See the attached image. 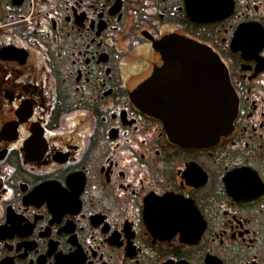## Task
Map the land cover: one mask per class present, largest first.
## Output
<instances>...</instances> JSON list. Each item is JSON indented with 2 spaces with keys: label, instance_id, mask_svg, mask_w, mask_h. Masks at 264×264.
I'll list each match as a JSON object with an SVG mask.
<instances>
[{
  "label": "flooded vegetation",
  "instance_id": "flooded-vegetation-1",
  "mask_svg": "<svg viewBox=\"0 0 264 264\" xmlns=\"http://www.w3.org/2000/svg\"><path fill=\"white\" fill-rule=\"evenodd\" d=\"M170 38L226 70L213 143ZM0 264H264V0H0Z\"/></svg>",
  "mask_w": 264,
  "mask_h": 264
},
{
  "label": "water",
  "instance_id": "water-1",
  "mask_svg": "<svg viewBox=\"0 0 264 264\" xmlns=\"http://www.w3.org/2000/svg\"><path fill=\"white\" fill-rule=\"evenodd\" d=\"M161 45L174 48L165 55L178 56L191 78L198 75L190 81V98L173 104L172 110L177 112L169 117L173 138L189 146L213 143L231 127L237 106L224 66L208 47L191 39L170 38ZM150 80L142 88H148ZM142 105L151 109L149 101Z\"/></svg>",
  "mask_w": 264,
  "mask_h": 264
}]
</instances>
